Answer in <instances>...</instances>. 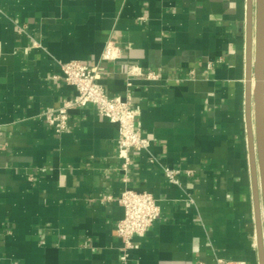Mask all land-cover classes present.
I'll return each mask as SVG.
<instances>
[{"label": "crops", "instance_id": "0c3cea01", "mask_svg": "<svg viewBox=\"0 0 264 264\" xmlns=\"http://www.w3.org/2000/svg\"><path fill=\"white\" fill-rule=\"evenodd\" d=\"M247 17L248 0H0V264H260ZM108 41L118 56L103 62ZM73 60L139 108L151 147L128 171L118 127L95 105L71 109L63 133L48 123L76 96L61 69ZM132 66L159 78H129ZM161 166L180 171L177 185ZM124 188L153 194L161 210L125 260ZM259 215L264 239L262 195Z\"/></svg>", "mask_w": 264, "mask_h": 264}, {"label": "built area", "instance_id": "2783aa9c", "mask_svg": "<svg viewBox=\"0 0 264 264\" xmlns=\"http://www.w3.org/2000/svg\"><path fill=\"white\" fill-rule=\"evenodd\" d=\"M118 56V47L113 41H108L101 56V61H115ZM64 80L76 89V96L64 102L59 108L49 110L46 117L56 133L68 131L69 111L75 107L95 105L98 112L118 127L117 152L124 171H128L133 164L135 151H148L151 139L140 130L138 117L139 108L134 106L132 94L127 90L125 96L109 97L98 79L100 76L97 67H90L80 61L73 60L61 66ZM127 75L143 77L147 80H156L159 73L143 71L138 67H130ZM131 87V81L127 82ZM151 162L157 163L152 157ZM168 182L173 185L179 183L180 171L161 166ZM187 175L192 172L187 171ZM117 203L123 209V216L116 226L117 235L123 243V259L128 256L135 236L144 235L158 219L160 206L155 196L147 191H135L124 188ZM217 264H246L244 261L225 260L217 258Z\"/></svg>", "mask_w": 264, "mask_h": 264}, {"label": "water", "instance_id": "95a60500", "mask_svg": "<svg viewBox=\"0 0 264 264\" xmlns=\"http://www.w3.org/2000/svg\"><path fill=\"white\" fill-rule=\"evenodd\" d=\"M253 5L254 0H248L247 17V124L251 152V165L253 173V184L255 190V201L258 217L259 232V253L260 264H264V239L262 233V221L260 219V195L264 202V0H255L256 12V38H255V56H253ZM261 82V94L259 101L256 100L257 111V146L258 158L261 174V192L259 191L258 175L256 168V157L254 153V136L252 133V80ZM264 147V146H263Z\"/></svg>", "mask_w": 264, "mask_h": 264}, {"label": "bare ground", "instance_id": "6f19581e", "mask_svg": "<svg viewBox=\"0 0 264 264\" xmlns=\"http://www.w3.org/2000/svg\"><path fill=\"white\" fill-rule=\"evenodd\" d=\"M261 94V82H257V80H255L254 78V84L252 85V95H253V100H252V124L254 127V134L256 135L257 132V109H256V100L257 102L259 101V97ZM264 145H262V148ZM263 160H264V155H263ZM260 178H261V174H260ZM261 185V182H260Z\"/></svg>", "mask_w": 264, "mask_h": 264}]
</instances>
